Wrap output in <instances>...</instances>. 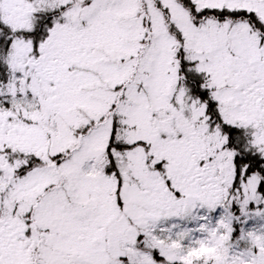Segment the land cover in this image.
<instances>
[{
  "label": "snow or ice",
  "instance_id": "snow-or-ice-1",
  "mask_svg": "<svg viewBox=\"0 0 264 264\" xmlns=\"http://www.w3.org/2000/svg\"><path fill=\"white\" fill-rule=\"evenodd\" d=\"M0 264H264V0H0Z\"/></svg>",
  "mask_w": 264,
  "mask_h": 264
}]
</instances>
